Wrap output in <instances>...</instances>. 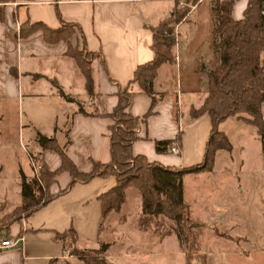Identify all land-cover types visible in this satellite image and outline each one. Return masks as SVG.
<instances>
[{
  "label": "crops",
  "instance_id": "1",
  "mask_svg": "<svg viewBox=\"0 0 264 264\" xmlns=\"http://www.w3.org/2000/svg\"><path fill=\"white\" fill-rule=\"evenodd\" d=\"M175 4V0H0V157L14 160L3 142L14 128L46 171L58 169L60 156L50 148L41 147L37 135L53 138L80 173L91 171L93 162H110L108 135L112 120L109 115L117 103L116 91L127 86L131 95L126 113L139 120L130 153L144 156L147 162L177 168L201 161L210 120L207 115L190 118L189 112L199 108L205 98L206 71L219 64L211 46L215 24L212 5L201 11L200 3L173 26L172 61L162 64L157 71L152 90L158 96L152 107L150 97L130 83L135 69L153 58L149 29L172 18L178 10ZM245 7L240 10L242 5H239L233 10L232 6V18L242 19ZM26 22H39L51 30L58 29L61 22L76 26L78 31L70 39L71 46L80 50L84 44L86 51L98 55L89 62L93 98L86 93L78 66L66 56L67 45L45 43L40 31L20 37L19 28ZM54 84L75 101L67 102L60 97ZM150 109L151 113L146 115ZM21 111L26 120V128L22 129ZM144 115V121H140ZM227 118L218 125L219 130ZM178 132L177 153L169 152L166 146L156 151L157 141L173 142ZM244 140L240 142L245 143ZM260 142L264 148L261 137ZM20 149L26 155L22 146ZM218 151L211 170L187 173L181 178V197L190 221L197 224L195 230L204 224L193 218L194 207L210 221L209 225L213 221H227L222 213L235 181L226 175L222 180L223 189L215 191L212 178L217 171ZM15 160L14 177L18 180L14 188L19 194V203L4 211L5 198L0 199V220H5L21 204V175L26 179L32 177V172H25L19 160ZM257 161V185L264 193L263 152ZM70 181L68 171H59L48 182L47 191L52 195L48 202L28 216L20 213L7 224L0 221V239L22 236L16 248L0 249V264H83L68 250L69 246L91 249L101 244H107L102 256L113 264L160 261H149L144 258L145 254L184 256L167 218L151 220L145 227L139 224L141 198L136 187H127L119 210L109 212L101 221L98 196L115 185L114 176H93L71 184ZM41 186L44 190L45 186ZM237 189L241 190L240 185ZM69 231L74 234L73 240L70 234L64 238L59 236ZM225 233L228 238L224 239L214 231V242L232 239ZM188 263L187 259L184 264Z\"/></svg>",
  "mask_w": 264,
  "mask_h": 264
},
{
  "label": "trees",
  "instance_id": "2",
  "mask_svg": "<svg viewBox=\"0 0 264 264\" xmlns=\"http://www.w3.org/2000/svg\"><path fill=\"white\" fill-rule=\"evenodd\" d=\"M232 0L214 1L212 9L215 16V24L212 29V50L219 64L214 70H207L206 95L199 108H192L190 118L207 115L210 120L208 137L203 148V157L198 163L189 167H170L157 162H150L142 155L130 153V145L136 139V130L139 123L137 117L126 113L130 99L128 87L118 88L116 91L117 103L113 112L109 115L112 123L109 128V146L111 161L100 164L93 162L92 169L88 173H80L75 170L62 148L53 138L37 135L36 140L41 147L50 148L60 156V164L53 172L40 170L44 191L31 177L20 178L21 204L11 214L6 216L4 223L14 221L22 213L28 216L38 207L44 205L52 198L47 191L48 182L59 171H68L73 181H86L93 176H114V186L98 196L101 206V221L111 211L117 212L124 201V191L127 187H136L141 198V217L139 224L143 227L156 218H167L178 242L179 236L183 243H194L193 229L196 223L190 221L189 211L181 197V178L184 174L211 170L217 150H229L231 145L227 135L218 129V125L227 117L242 119L252 124L257 134L264 139V116L262 106L264 104V21L259 12L264 8V0H247L242 13V19L234 20L231 16ZM187 9L174 11L172 18L164 20L156 27L150 28L152 42L150 49L153 53L152 60L138 66L132 75L130 83L135 84L142 94L151 99V107L158 96L152 90L159 67L172 61L174 45L173 26L185 18ZM56 17L59 19L57 9ZM40 31L45 43L53 45L63 42L67 45L66 56L74 60L85 81L86 93L93 98V83L90 76L89 62L98 55L86 51L84 44L80 50L72 47L71 37L77 30L72 23L61 22L58 29H49L42 23H23L19 28V36H29ZM60 97L67 102H74V98L65 95L54 84ZM150 111L146 114L149 115ZM146 115L140 118L144 121ZM180 132L177 133L174 142H179ZM169 141H157L156 151H161ZM1 225V224H0ZM1 227V226H0ZM72 231L60 233L64 238ZM58 236V237H59ZM107 244H101L98 248H74L71 253L83 264H113L104 259Z\"/></svg>",
  "mask_w": 264,
  "mask_h": 264
},
{
  "label": "rangeland",
  "instance_id": "3",
  "mask_svg": "<svg viewBox=\"0 0 264 264\" xmlns=\"http://www.w3.org/2000/svg\"><path fill=\"white\" fill-rule=\"evenodd\" d=\"M233 1V10H236L239 5H242L240 10H243L247 3V0ZM211 5L213 9L214 3L204 0L200 10L202 11ZM240 10L238 17L241 16ZM190 21H193V17ZM199 24L201 29L203 25L201 22ZM176 46L178 47V44ZM21 113L22 124L20 127L22 129V127L26 128V120L25 113L22 111ZM221 129L227 135L231 147L230 150L222 149L217 152L215 157L217 171L212 178V184L217 191V189H223L222 180L226 175L235 181L230 187L231 196L226 198L228 205L222 213V218L226 217L227 221H213L214 223L209 225L210 221H207L201 211L194 207L193 218L199 219L204 226L199 227L198 230L195 228L192 230L194 243L179 242L180 253L186 257L172 253L163 257L145 254L144 258L147 260H160L156 264H184L187 259L189 260L188 264H206V262H209L208 264H264V193L257 185L259 180L256 179V171L259 166L257 159L262 152L264 153V148L255 127L240 119L227 118L221 124ZM242 138H245V143L240 142ZM3 142H6L9 157L14 159L10 162L0 157V199L5 198L4 211H6L5 209L14 207L19 203V194L14 188L18 180L17 177H14L15 158L19 160L22 169L28 173L30 170L28 157L22 153L20 147L22 146L25 154L31 152L28 143L22 140L21 134L18 135L14 128L6 134ZM238 185H240L241 190L237 189ZM212 227L218 229L214 231L220 237L225 239L227 237L226 231L232 236V239L225 240L223 243L220 241L215 243L216 236ZM195 234L197 238H195ZM237 237L238 239L235 240L234 238ZM179 239L182 241L181 236ZM73 249L71 246L68 248L70 251ZM242 249L244 253H241ZM136 250L139 251L140 249ZM139 256L141 257V254ZM212 259L215 260L212 261Z\"/></svg>",
  "mask_w": 264,
  "mask_h": 264
},
{
  "label": "built area",
  "instance_id": "4",
  "mask_svg": "<svg viewBox=\"0 0 264 264\" xmlns=\"http://www.w3.org/2000/svg\"><path fill=\"white\" fill-rule=\"evenodd\" d=\"M204 0H175V7L176 9H187L186 15L195 9L200 3ZM206 1H217V0H206ZM259 15L263 18L264 21V8L259 12ZM166 149L169 152L177 153L178 151V144L176 142H170L165 145ZM26 157H28V162L30 166V170L32 172V177L36 180L37 184L42 188V182L40 178V170L42 168L41 161L37 158L34 154L27 153ZM43 190V188H42ZM22 241V236L18 235L11 238H4L0 239V249L2 248H16L20 245ZM181 242V240H180ZM183 243V242H181Z\"/></svg>",
  "mask_w": 264,
  "mask_h": 264
},
{
  "label": "water",
  "instance_id": "5",
  "mask_svg": "<svg viewBox=\"0 0 264 264\" xmlns=\"http://www.w3.org/2000/svg\"><path fill=\"white\" fill-rule=\"evenodd\" d=\"M262 115L264 116V104L262 106ZM263 143H264V139H263Z\"/></svg>",
  "mask_w": 264,
  "mask_h": 264
}]
</instances>
